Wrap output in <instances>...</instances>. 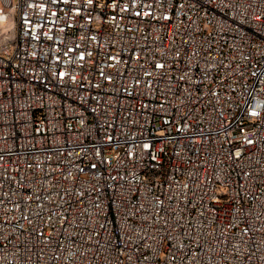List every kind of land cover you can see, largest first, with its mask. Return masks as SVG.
<instances>
[{
    "label": "built area",
    "instance_id": "2783aa9c",
    "mask_svg": "<svg viewBox=\"0 0 264 264\" xmlns=\"http://www.w3.org/2000/svg\"><path fill=\"white\" fill-rule=\"evenodd\" d=\"M0 264H264V0H0Z\"/></svg>",
    "mask_w": 264,
    "mask_h": 264
}]
</instances>
